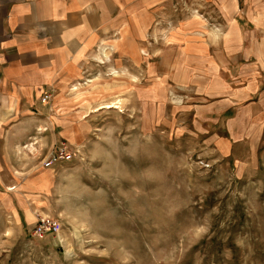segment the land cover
I'll return each mask as SVG.
<instances>
[{
  "label": "rangeland",
  "instance_id": "rangeland-1",
  "mask_svg": "<svg viewBox=\"0 0 264 264\" xmlns=\"http://www.w3.org/2000/svg\"><path fill=\"white\" fill-rule=\"evenodd\" d=\"M113 39L51 96L77 151L49 171L35 221L0 208V264H264V116L207 132L206 102L165 69L153 86ZM40 216L59 232L33 234Z\"/></svg>",
  "mask_w": 264,
  "mask_h": 264
},
{
  "label": "crops",
  "instance_id": "crops-1",
  "mask_svg": "<svg viewBox=\"0 0 264 264\" xmlns=\"http://www.w3.org/2000/svg\"><path fill=\"white\" fill-rule=\"evenodd\" d=\"M173 19L178 29L162 27ZM111 36L153 86L178 76L206 102L207 132L239 110L264 116V0H0V208L25 222L54 169L40 159L65 139L51 96Z\"/></svg>",
  "mask_w": 264,
  "mask_h": 264
},
{
  "label": "built area",
  "instance_id": "built-area-1",
  "mask_svg": "<svg viewBox=\"0 0 264 264\" xmlns=\"http://www.w3.org/2000/svg\"><path fill=\"white\" fill-rule=\"evenodd\" d=\"M49 96L45 94L42 99L46 100ZM77 149L70 143L60 141L51 150L47 152L41 161L43 168H53L62 163H68L74 160ZM60 230V222L53 217L40 216L33 227V234L42 237L46 233L57 234Z\"/></svg>",
  "mask_w": 264,
  "mask_h": 264
}]
</instances>
